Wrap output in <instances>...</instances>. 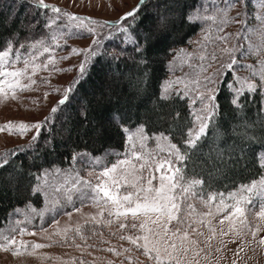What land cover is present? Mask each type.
<instances>
[{"label": "rangeland", "instance_id": "rangeland-1", "mask_svg": "<svg viewBox=\"0 0 264 264\" xmlns=\"http://www.w3.org/2000/svg\"><path fill=\"white\" fill-rule=\"evenodd\" d=\"M28 1L40 4V0ZM184 1L179 0L177 2L160 4V8H153L156 12L154 15H151L153 10H150V13L146 12L145 15L154 21H159L162 17L169 18V21L173 23V28L178 29L181 22L180 9L182 4L180 3H184ZM19 2L11 3L7 0H0V14L5 16L6 23L10 24L16 14L22 13V15H26L32 12V9L27 8ZM138 2L139 0H43L44 4L60 9V24H68L71 28L73 25L79 23L78 21H70L63 13L89 18L98 22L97 25H91L95 29V36L87 30L89 26L85 25L84 31L68 36L66 39L64 37H60L57 40L49 39V46L58 43L60 47L56 48L52 53H45L40 56L41 68L34 75L32 69L29 68L28 75L32 77L35 83L31 84L24 91H16L14 95L8 89L7 82L4 84L5 92L0 94V128H4V126L10 123L13 125L21 123L26 125L40 123L44 125L45 120H48L52 114V109H57L66 86L69 85L74 77L80 74L81 62L87 61L86 65L91 59L92 55L90 53L85 55V53L92 46L93 39L99 40L96 53L99 51L102 35H106L109 30L105 22L117 20L130 12ZM210 3L211 0H202L196 5V9L191 14H187L188 19L189 17H193L192 19L199 22L200 28L185 45L176 48L169 60L168 73L162 87L166 82H175L177 78H186L187 75H194L198 71V69L190 66L187 62V54L195 53L198 57L206 52L210 57L211 54L215 53L217 60L211 62L212 66L204 73V75H208L216 71L221 61L231 62V57L223 54L221 49L237 44L247 52L249 44L254 47L261 44L262 38L258 32H253L252 34H248L247 32V28H257V21L255 19V13L257 12L256 0H249L248 3L247 11L252 15L248 17L247 28H245V34L248 36L247 40L244 38L237 39L235 36L242 28L240 23H230L224 27L223 32L217 33L215 25L210 29V21L195 19L197 11H202L201 5L207 6ZM162 7L165 8L162 9ZM244 10L242 4H237L229 12V16L236 17L238 12H243ZM49 14L52 15V18L56 16V13ZM28 20L29 18L27 20L25 18L26 23H29ZM99 25L104 26L100 27ZM54 31H57L55 27L51 28L49 33ZM208 34H211L213 37L216 35H230L231 38L227 44L219 41L213 43L212 41L205 40V36ZM163 42L164 40L162 39L158 40V44H162ZM202 45H206V48L203 50L201 48ZM73 48L79 49L81 54H73L71 52ZM39 51L42 52V48ZM50 56L55 61L54 70H52V65H49L47 70L43 68V64L47 62ZM236 59L237 65H234L236 76L250 78L257 85H260V80L252 76V69L259 71L260 69L257 65L264 57L256 54L241 55L237 53ZM199 62L197 59L194 61V64H198ZM208 62L206 61L205 63ZM245 66H252V69ZM18 67L23 68V64L18 65ZM107 68L103 71L105 74L114 73L109 67ZM228 73L230 80H232L233 72L228 71ZM22 83L27 85L30 82L23 80ZM89 89L94 92V87L90 86ZM178 89L182 94V86H178ZM257 89L264 94V88L258 87ZM195 95L196 93L193 92L192 96ZM187 99L192 107V111L193 108H200L199 101L193 105L192 99L190 97H187ZM79 101L80 96H77L74 102ZM80 115L82 116V114ZM83 120H85V125L88 124L90 128H94L96 136H99L104 130H112V126L110 125L111 118L106 114H100L94 120L89 117H83ZM72 123H74V120ZM59 125L67 129V120L61 118ZM73 126L76 127V125ZM137 128L138 126L131 130H136ZM190 129H198V123L194 121V118ZM35 133V129L27 131L23 136L18 133L9 134L7 129L0 131V152L11 146L29 142ZM152 135L148 136L151 137ZM56 140H58V145L62 146L70 138L64 132L60 139ZM125 142L126 134L124 145L121 149H108L105 153L97 156L86 151L77 152L75 154L77 159L75 161L72 160L69 165L65 167H52L46 170L62 169L68 174V177H76L78 174L82 180L91 181L93 184L99 183L104 178L100 175L99 170H93L90 166L93 162L92 158L99 157L107 164L114 163L118 159L116 154L125 151ZM171 142L174 143L172 140ZM155 143L154 140L148 141L150 147H155ZM46 145L52 148L53 142L48 140ZM107 145L109 146L110 143L108 142ZM262 161H264V151L261 153V163ZM5 177L4 186L6 185L11 189L22 188L25 185L24 179L17 173L11 172L5 175ZM262 178H264V174L255 181L259 182ZM121 183L123 184V181ZM154 183L156 182L154 181ZM251 183L252 181L240 184L237 188L230 191L217 193L227 194L239 191L241 185H250ZM41 195L43 201L40 206L26 203L14 208L0 229V232H3L10 238L14 236L16 240V243L9 248H0V264H156L154 259H149L143 254V248L137 249L128 240L119 238L121 235L127 236L138 231L120 229V222L139 224L145 221H147V228H157L159 235L156 236L148 233L147 228L141 234L149 235L150 240L153 242L159 240L161 254L165 261L169 259L168 255L164 252L165 240H167L169 246L174 243L178 249H188L186 253L182 250L174 252L178 260H173L172 264H234V262L235 264H264V245L259 243L260 240L264 239V216L260 214L261 208L259 202L254 201L253 205L248 206L251 210L246 211L244 222L249 225V229L247 231H240L238 235L237 231L240 229V219L238 217L225 219L231 212V209L217 212L218 197L216 201L208 202L207 204L199 199H194L191 203L194 205L195 211L192 212L189 219L192 221V227L195 231L189 230L188 238L182 240L177 236H173L170 231L165 235L164 226L167 225L171 228V225L167 224L166 218H162L157 225H152L151 219L143 216H140L137 220H133L129 216L126 221L124 218H121L119 221L110 224L108 223L107 212L90 202L82 205L80 200L76 198L72 202L64 201L62 205H58L55 209L50 210L47 194ZM16 209L21 210L20 214H16ZM102 211L104 212L103 216L101 215ZM25 214L28 216L27 223H21L19 227L26 228L27 233L20 235L16 221H23ZM154 218L152 217V219ZM10 228H15L16 231L9 232ZM77 228L81 229V235L86 237V239H81L80 235H76L75 230ZM72 237L75 238L73 239ZM190 241H194L195 243H190ZM140 243H143V241H140ZM33 245H42V247L33 248ZM17 249L19 250V254L13 255V251ZM110 249L113 251H110ZM124 249H131V251L125 252ZM169 251H172L170 247ZM114 253H119V255ZM154 255L155 253H153Z\"/></svg>", "mask_w": 264, "mask_h": 264}, {"label": "trees", "instance_id": "trees-1", "mask_svg": "<svg viewBox=\"0 0 264 264\" xmlns=\"http://www.w3.org/2000/svg\"><path fill=\"white\" fill-rule=\"evenodd\" d=\"M7 1H20L32 12L16 14L10 24L0 14V48H5L9 40L18 46L22 42L50 35V29L45 28L48 19L52 18L49 9L36 7L38 3L28 0ZM175 1L179 0H146L134 17L122 23L124 15L115 21L105 22L109 30L102 35L99 51L85 65L84 75L74 77L66 86L62 99L66 94L67 99L63 105L58 103L57 111L49 116L38 142L29 147L31 139L0 152L25 149L14 157L9 156V162L0 167V229L14 208L26 203L42 204L41 193L34 194L33 187L44 170L69 165L77 152L86 151L97 156L108 149H121L125 141L124 128L143 125L148 135L163 132L169 136L186 153V159L180 165L186 176L201 180L205 194L209 191H230L264 174L261 163L264 151L262 91L257 89L253 94L245 92L239 103L234 105L233 94L226 87L227 81H230L227 72L224 83L219 85L216 114L195 147L186 143L193 125V111L187 97L182 99L181 95L173 92L168 98H162V85L170 58L176 48L185 45L200 28L199 22L188 19L187 14H191L202 0L180 3L181 22L178 29L173 28L169 18H164L162 23L145 15L153 8H160V4ZM139 4L140 0L133 9ZM155 13L153 10L151 15ZM25 18H29V23ZM37 21L34 27L28 26ZM159 39L164 42L158 44ZM137 42L141 46L140 51L136 50ZM107 67L114 73L105 74L103 71ZM90 86L94 87V92L89 89ZM68 89L71 90L66 92ZM77 96H80V101L74 102ZM80 114L93 120L100 114H106L111 118L112 130H104L96 136L94 128L85 125ZM61 118L67 120V129L59 125ZM64 132L70 140L61 146L56 139H60ZM48 140L53 142L52 148L46 145ZM11 172L22 176L25 182L22 188L4 186L5 175Z\"/></svg>", "mask_w": 264, "mask_h": 264}, {"label": "snow or ice", "instance_id": "snow-or-ice-1", "mask_svg": "<svg viewBox=\"0 0 264 264\" xmlns=\"http://www.w3.org/2000/svg\"><path fill=\"white\" fill-rule=\"evenodd\" d=\"M146 0H140V4L132 11L126 13L121 17V22L127 20L129 17H134L139 11L140 7ZM249 0H211V3L207 6L201 5L202 11H197L195 19H204L210 21L209 27L212 28L215 25V31L217 33L223 32L224 27L230 23H240L242 28L235 36L237 39H248L245 34V28H247L248 17L250 14L247 11ZM237 4H242L244 7L243 12H238L236 17L229 16V12L234 9ZM39 8L49 9L52 13L57 15L53 18H49L45 24L46 29L55 27L57 31L50 33L49 36H41L38 39L28 40L20 43L18 46L12 41H7L5 48H0V94L5 92L4 84L7 82L8 89L15 94L16 91H24L34 84L35 81L28 75L29 68L32 69L33 75L36 71L40 70L41 62L40 56L45 53H52L60 45L57 43L53 46H49L48 41L57 40L60 37L65 39L75 33L85 30V25L89 27L87 30L95 36V29L91 25H97L98 22L89 18L78 17L63 13L70 21H78L79 23L73 25L71 28L68 24H60V9L50 8L49 5L44 4L43 0H40V4L36 5ZM257 12L255 13V19L257 21V28H247L248 34L258 32L261 36V44L259 46H252L249 44L247 52L237 45L233 44L232 47H225L221 49V52L226 56L231 57V62L221 61L220 66L216 71L211 74L204 75L207 69L212 66L211 62L217 60L215 53L209 54L204 52L203 55L196 56L195 53L187 54V62L190 66L198 69L193 74L187 75L186 78H177L175 82H166L162 87V98H168L173 91H176L181 98L190 97L192 104L195 105L197 101L200 103V108H193L194 121L198 123V129H189L188 139L186 141L189 147H195L196 142L200 140L201 136L205 134L208 125L212 122L216 111L217 103L216 97L219 91V85L224 83V78L228 71L233 72V79L227 81L226 87L233 94L232 103L238 104L241 96L247 92L253 94L257 91L258 87L264 88V59H261L257 65L260 69H252V66H245L252 69V76L260 80V85H257L250 78H241L236 76L237 65L236 54L251 55L256 54L264 57V0H256ZM210 9V10H209ZM193 17H189L192 19ZM163 17L161 22L163 23ZM33 24L29 27L35 26ZM103 27L104 25H99ZM127 32V29H123ZM231 38L230 35H216L213 37L211 34L205 36V40L215 43L219 41L227 44ZM99 45L98 39H93L92 46L86 51L93 57L96 55V47ZM42 48V52L39 51ZM202 50L206 48V45L201 46ZM25 49H27L25 51ZM137 51L141 50L139 42H137ZM73 54H81L79 49H71ZM199 60L198 64H194L195 60ZM209 61L208 63H205ZM82 61L80 65V75L83 76L86 68L85 63ZM54 58L49 57L46 63L43 64L44 69H48L49 65L53 66L54 70ZM23 64V68H19L18 65ZM23 80H28L29 84H23ZM178 86H182V94L178 89ZM71 89L66 90L70 91ZM195 92L196 95L192 96ZM67 99V94L64 99L59 101V104L63 105ZM56 108L52 109L55 113ZM47 119L45 124H47ZM44 125L37 123L34 125L8 124L4 128H0V131L7 129L9 134H16L23 136L27 131L32 129L36 130L35 135L32 137L33 144L38 142L40 133ZM126 134L125 151L123 153H117L118 159L111 164L105 163L99 157L92 158V164L90 165L93 170H99L100 175L104 178L99 183L93 184L91 181L82 180L78 174L76 177H68L62 169L46 170L44 173L38 176V183L33 187V193L47 194L49 201V209H55L58 205H62L64 201L72 202L78 198L83 205L86 202H90L94 206L101 207L107 212L108 223L112 224L124 218L126 221L129 216L133 220L139 219L140 216L151 219L152 225H157L162 218H166L167 224L171 225L169 228L164 226V233L170 231L173 236H177L182 240L188 238L189 230L195 231L192 227V221L189 217L192 212L195 211L194 205L191 203L194 199H199L206 204L213 202L219 198L217 212L231 209V212L225 219H231L232 217H238L240 219V229L237 231L239 235L240 231H247L249 225L244 222L246 211L251 209L249 205H253L254 201L259 202L261 208V216H264V178L259 182L252 181L250 185H241L239 191L230 193H217L209 191L204 193L202 190V181L192 177L186 176L184 168L181 167V163L186 159V153L181 151L176 144L171 142L169 136L165 133L153 134L151 137L144 131V126L140 125L136 130L123 129ZM149 140H154L155 147H150ZM25 151V149H15L11 153L0 154V167L7 164L9 156H16L19 152ZM77 157L74 155L73 160ZM264 166V161H262ZM158 174V175H157ZM123 181V184L121 183ZM154 181L156 183H154ZM38 211V210H33ZM16 214H20L21 210L16 209ZM104 215V212H101ZM152 217H155L152 219ZM28 216L25 214L23 221L17 220L16 225L19 227L21 223H27ZM223 223V221H221ZM119 228L123 230H138L130 235H121L119 238L128 240L131 244L135 245L137 249L143 248V254L149 259H154L156 264H172L173 260H178V257L174 255V252L183 251L186 253L187 248L178 249L176 244H167L165 240L164 252L168 255L169 259L165 261L161 254V248L159 246V240L153 242L150 240L149 235L144 233L147 228V221L142 223H119ZM15 228H10L9 232H15ZM76 235H80L81 239H86L81 235V229L75 230ZM148 233L158 236L159 231L157 228H147ZM27 233V229L19 227V234L24 235ZM73 239L75 237H72ZM143 241V243H140ZM16 240L13 237L5 235L0 232V248H9L14 245ZM190 243H195L190 241ZM259 243L264 245V239ZM33 248H40L42 245H33ZM169 247L172 251H169ZM110 251H113L110 249ZM125 252H130L131 249H124ZM153 253L155 255L153 256ZM19 254V250L13 251V255ZM119 255V253H114ZM235 264V262H234Z\"/></svg>", "mask_w": 264, "mask_h": 264}]
</instances>
